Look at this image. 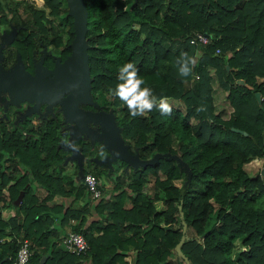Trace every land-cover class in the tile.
Listing matches in <instances>:
<instances>
[{
  "label": "trees",
  "instance_id": "obj_1",
  "mask_svg": "<svg viewBox=\"0 0 264 264\" xmlns=\"http://www.w3.org/2000/svg\"><path fill=\"white\" fill-rule=\"evenodd\" d=\"M20 2L0 0L7 38L0 40V69L33 76L40 65H62L74 32L68 2L41 0L46 12ZM83 3L87 78L84 98L72 105L80 101V110L102 113L112 147L132 160L112 154L99 136L98 119H86L91 136H71L83 156L76 166L73 151L62 143L77 126L60 108L71 87L52 99L22 98L30 108H16L20 98L2 99L6 89L0 85V236H9L0 242V264H10L23 237L27 264H264V176L243 167L252 157L264 159V0ZM17 8L24 11L20 20ZM51 19L59 30H52ZM195 31L205 32L208 41L190 43ZM49 44L57 57L42 51ZM195 51L196 77H181L176 58ZM129 61L157 97L180 101L182 109L131 118L120 100L107 95L119 67ZM50 72L37 85L53 82ZM212 75L231 107L225 118L213 107ZM254 91L260 92L259 104ZM201 106L206 110L197 112ZM101 145L110 154L104 160L97 155ZM70 162L69 174L62 173ZM85 172L105 178L107 195L90 198ZM54 196L71 202L63 207L52 202ZM89 206L97 218L83 226ZM54 219L60 226L75 220L69 229L88 243L84 254L59 245ZM127 247L134 251L129 262Z\"/></svg>",
  "mask_w": 264,
  "mask_h": 264
},
{
  "label": "water",
  "instance_id": "obj_2",
  "mask_svg": "<svg viewBox=\"0 0 264 264\" xmlns=\"http://www.w3.org/2000/svg\"><path fill=\"white\" fill-rule=\"evenodd\" d=\"M66 1L70 6V12L72 13L73 16L74 32L70 42L71 55L62 64L65 68L67 66L68 68L67 70H65L62 77L56 81L44 85L23 86L10 80L9 77L0 69V85L20 98H40L46 96H51L54 98V96L57 93L63 91L68 87H71V90L68 92V94L65 95L61 100V109L63 110V112L65 110L66 112L70 113V114L67 113L65 118L68 117V115L70 116L69 118H73L74 116L72 115H77L78 117L83 115L85 120L98 119L100 126L99 136L102 139L103 145L107 147L112 154H116L118 156L124 157L122 154L118 153L112 147V143H110L111 141H109V139L107 138L104 115L100 112L81 111L72 105V101L77 99V97L80 94L84 96V93H80V90L81 89L84 90L85 82L87 78V73H86L87 55H86L85 40H84V33L86 29L85 28L86 12H85V5L83 3V0H66ZM234 82L239 85H243V84L245 85L243 78H236ZM253 95L257 104H259L260 92L254 91ZM76 123L77 126H79L77 121ZM233 130L241 132L239 131V129L236 128H234ZM158 154L159 153H155L154 156L156 157L158 156ZM124 158L127 159L128 161L132 160L129 157H124ZM152 160L153 158L149 159L146 162H151ZM260 174L261 175L264 174V166L261 167ZM20 195H21V191L17 195L16 198L17 203L19 202ZM178 243L179 242L175 244L176 250H178Z\"/></svg>",
  "mask_w": 264,
  "mask_h": 264
},
{
  "label": "clouds",
  "instance_id": "obj_3",
  "mask_svg": "<svg viewBox=\"0 0 264 264\" xmlns=\"http://www.w3.org/2000/svg\"><path fill=\"white\" fill-rule=\"evenodd\" d=\"M179 75L181 77H190L194 75L193 69L197 66L194 56L188 53H181L175 61ZM117 83L114 87H109L107 95L120 100L126 107L131 118L142 117L147 113L158 110L161 115H171L172 105L168 97H157L153 89L146 85V80L140 75L139 69L134 62H126L118 69ZM201 106L196 109L197 112L205 111ZM70 133H66L62 139L65 147L73 152H78L79 147L68 139ZM97 155L100 159H107L110 155L105 147L101 145Z\"/></svg>",
  "mask_w": 264,
  "mask_h": 264
},
{
  "label": "rangeland",
  "instance_id": "obj_4",
  "mask_svg": "<svg viewBox=\"0 0 264 264\" xmlns=\"http://www.w3.org/2000/svg\"><path fill=\"white\" fill-rule=\"evenodd\" d=\"M17 1H19V2L22 1V3L20 2V4H23V5L32 4L34 7L43 8L45 12L47 11V8L43 5L41 0H17ZM50 24H51L52 29L55 30L56 24H57L56 21L54 19H51ZM62 36L64 37V33L62 34ZM46 50L50 51L53 56H55V57L57 56V51L53 46H50V45L46 46ZM197 55H198V52L195 51L194 52L195 59H196ZM43 67H44L43 65L39 66L38 70L36 71L37 75L34 74L33 76H28V75L23 74V73H18L17 76H15V74L14 75H7V76L9 77L10 80H12L13 82H15L17 84H20L23 86H37L38 80H41V77L43 75H45L47 72V70L44 69ZM64 68L65 67L63 65L55 64L53 66V68L51 69V73H50L52 76V79L59 78L62 75V73L64 72ZM67 68H68V66L66 67V70H67ZM19 71H21V70H19ZM209 72H210V74H212V70H210ZM211 85H212L211 96H212V103H213L214 110L215 111L220 110L219 115L221 117L225 118V117H227V115L231 109L230 105L228 104V102L225 98V91L219 87L214 75H212ZM5 92H6L5 93L6 96L11 98V100H18L20 98V97H17L14 93L9 92L8 90H5ZM80 93H83L82 89L80 90ZM79 96H81V94ZM50 98H52V97H50ZM23 100H30L31 101L32 99L29 98V99H23ZM23 100H22V98H20V100L17 101L16 108H22V107L23 108L24 107L30 108L27 106L29 104L25 105V103H22ZM96 100H97V98H96ZM169 102L171 103L172 107H178V108L182 109V104L180 103V101L169 99ZM64 113L67 114L68 112H66L64 110ZM68 114H70V113H68ZM69 117L70 116L68 115V117H66V118H69ZM75 119L78 122L79 119L77 117ZM80 120H82V118H80ZM82 125L76 126L73 129H70L68 132V133H70V135L68 136V139L71 140L72 139L71 136H80L81 139H85L87 137V134H88V136H91L90 135L91 131H90L88 125H86L83 121H82ZM111 141H113V138H111ZM73 156H75L74 158H75L76 166H79L83 163V156L80 155L79 152H73ZM72 165L73 164H71V162H70L66 165V167L72 168ZM262 166H264V159L259 158V157H252L249 161H247V163L243 167H244V170L249 175H254L256 173L260 174L259 169L261 170ZM262 175L264 176V174H262ZM75 179H77V176ZM149 179L150 180H149L148 184L150 185L151 184V177ZM100 182H102V184H103V185H101L102 193L103 192L107 193L108 189L110 187L109 183L105 180L104 177H101ZM176 183L178 184V181ZM57 226L58 225H55L56 228H58ZM57 230H58V232L60 231L59 229H57Z\"/></svg>",
  "mask_w": 264,
  "mask_h": 264
},
{
  "label": "built area",
  "instance_id": "obj_5",
  "mask_svg": "<svg viewBox=\"0 0 264 264\" xmlns=\"http://www.w3.org/2000/svg\"><path fill=\"white\" fill-rule=\"evenodd\" d=\"M208 36L205 32L195 31L189 38V42L193 44L206 43ZM196 77V75H194ZM82 180L86 186L90 198H98L102 194L101 182L90 172H85L82 175ZM61 247L74 254H84L88 249V243L84 237L71 230H67L59 239ZM17 247L13 256H10V264H27L30 254L28 247V240L26 238H19L17 240Z\"/></svg>",
  "mask_w": 264,
  "mask_h": 264
},
{
  "label": "crops",
  "instance_id": "obj_6",
  "mask_svg": "<svg viewBox=\"0 0 264 264\" xmlns=\"http://www.w3.org/2000/svg\"><path fill=\"white\" fill-rule=\"evenodd\" d=\"M69 171H70V168H68V167H66L64 170H63V172L62 173H66V174H69ZM76 178V176L75 175H73V181L74 182H76L77 181V179H75ZM108 187V186H107ZM37 191H40V189L39 188H37ZM108 193V192H107ZM102 194H104V192L102 193ZM105 195H107L106 194V192H105ZM52 202H55V203H62L63 204V207L66 205V204H68V203H70L71 202V198L70 197H59V196H54L53 198H52ZM79 202H82V199H78L75 203H79ZM73 205H74V202H73ZM88 209H89V213H88V215H86V219H85V221H84V224H83V226H85V225H87L88 224V222L89 221H91V220H94V219H96L97 218V214L92 210V208H91V206H89L88 207ZM1 214H2V216L3 217H6L7 216V214H8V205H6L5 203H3L2 204V206H1ZM75 220H73V219H69L64 225H58V223H57V220L56 219H54V225H58L57 227V229H59L60 231L58 232L57 231V237L60 239V237L63 235V234H65L66 232H67V230H70L69 228H70V225L74 222ZM92 232V234L93 235H95V231H91ZM9 238V236L8 235H4V236H0V242H2V240H6V239H8ZM59 244V243H58ZM60 245V244H59ZM125 255H124V260H126L127 262H129V260H130V258H131V256H132V254H133V249L131 248V247H127V249H125Z\"/></svg>",
  "mask_w": 264,
  "mask_h": 264
},
{
  "label": "flooded vegetation",
  "instance_id": "obj_7",
  "mask_svg": "<svg viewBox=\"0 0 264 264\" xmlns=\"http://www.w3.org/2000/svg\"><path fill=\"white\" fill-rule=\"evenodd\" d=\"M17 14H19V19L18 20H20V15L21 16H23L24 15V11L21 9V8H17ZM55 21H56V19H54ZM56 28H55V30H59L60 29V23L58 22V21H56ZM8 25V24H7ZM10 26V24L8 25V27ZM18 27H20V28H22V27H25L24 25H22V24H18L17 25ZM50 26H51V24H50ZM33 27V29H35L34 28V26H32ZM52 28V27H51ZM4 27H2V26H0V40H2V41H4V42H6L7 41V38H6V36H5V31H4ZM31 29V26H30V28H27V32L29 31ZM53 30V29H52ZM62 34H63V31L61 32V36H62ZM62 39H64V37L62 36ZM50 46H53V44L51 45V44H49ZM49 45H45V47L42 49V51L43 52H45V51H48V50H46V46H49ZM49 52V54H50V56H52V57H55V56H53L52 54H51V52L50 51H48ZM57 57V56H56ZM59 65V64H58ZM44 69H46L47 71L49 70V71H51V69L53 68V65H50V66H48V65H45L44 67H43ZM65 70H66V68H64V72H65ZM64 72L62 73V75L64 74ZM51 73V72H50ZM62 75L59 77V78H61L62 77ZM49 77H51L52 78V76H51V74H49L48 75ZM59 78H57V79H54L53 81H56V80H58ZM2 99H4V100H7V99H9V97H7L6 96V94L5 93H3L2 95ZM62 98V97H61ZM78 98H84L82 95L81 96H78L77 97V99ZM96 99V98H95ZM76 100V99H75ZM74 105V104H73ZM81 105V103H80V101L78 102V103H76V106H75V108L77 107V109H79V107L78 106H80ZM60 108H61V104H60ZM80 110V109H79ZM12 111H13V109L11 108V110H9L8 111V113H7V115H6V117H3L2 118V121L6 118L7 120H10L9 118L11 117V113H12ZM81 111H82V109H81ZM62 112H63V110H62ZM63 114H64V116H65V113L63 112ZM72 116H74V118H76V117H78L77 115H72ZM80 118H82V120H80ZM78 124L79 125H82V121L84 122L85 121V119H84V117H83V115H81L80 117H78ZM69 120V119H68ZM83 126V125H82ZM95 128V127H94Z\"/></svg>",
  "mask_w": 264,
  "mask_h": 264
}]
</instances>
